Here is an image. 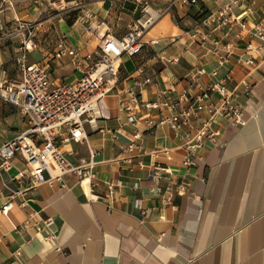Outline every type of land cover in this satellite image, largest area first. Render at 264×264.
<instances>
[{
  "label": "crops",
  "instance_id": "obj_1",
  "mask_svg": "<svg viewBox=\"0 0 264 264\" xmlns=\"http://www.w3.org/2000/svg\"><path fill=\"white\" fill-rule=\"evenodd\" d=\"M46 1L79 10L71 19L59 17L66 12L63 6L46 21L23 18L39 23L38 45L30 60L39 63L35 57L42 58L40 64L51 66L56 81L75 82L81 76L70 56L53 59L61 37L85 55L97 48L102 35L121 38L138 19L150 15L158 18L144 34L142 51L122 56V81L100 102L102 116L96 126L85 123L82 141L61 142L62 150L74 163H96L94 193L104 195L112 184L114 198L109 203L89 200L73 175L54 177L34 188L20 186L14 177L28 166L17 157L14 165L0 174V210L14 201L7 214L0 211V264H264V62L261 53L253 50L259 40L250 32V25L264 18V0H207L205 6L171 8V0ZM230 2L235 14L248 11L249 26L241 29L233 23L220 35L221 53L227 61L219 67L217 57L187 31L204 12ZM146 5L149 14L143 11ZM34 7L39 10L34 4L28 11ZM3 12L7 20L2 18L10 22L20 19L23 10L13 19H9V11ZM54 18L53 28L42 27ZM18 45L17 39L9 41V53L16 54ZM252 57L255 66L247 63ZM202 67L206 72L191 86V74ZM213 69L218 70L216 76L210 74ZM11 72L15 74L13 69ZM228 73L231 79L226 85L235 92L234 101L243 105L247 123L241 126L221 119L216 125L219 143L206 142L198 150L195 164H184V142L167 124L135 139L136 128L127 123V114L119 105L125 89L151 77L154 83L142 90L147 100L157 99L163 89L174 94L188 89L195 94L200 86H208ZM246 80L252 86L249 95L243 92ZM211 99L217 102L219 93L214 92ZM14 109L18 108L12 104L0 105V145L26 128L18 109L17 129H11L16 118L9 114ZM159 117L155 114L157 120ZM139 129L145 131L143 121ZM8 130L9 138L5 135ZM160 166L171 170L172 181L182 178L189 183L185 193L176 194L171 203L164 202L168 174L160 180L154 177ZM158 187L163 194L157 192ZM47 219L53 221L50 227L43 225ZM50 231L58 235L66 255L45 242L44 236Z\"/></svg>",
  "mask_w": 264,
  "mask_h": 264
},
{
  "label": "built area",
  "instance_id": "obj_2",
  "mask_svg": "<svg viewBox=\"0 0 264 264\" xmlns=\"http://www.w3.org/2000/svg\"><path fill=\"white\" fill-rule=\"evenodd\" d=\"M2 2L5 4L0 6V105L7 103L16 106L21 111L26 128L15 138L0 145V174L14 165V159L21 157L28 170H19L14 177L20 186L28 184L29 188H34L54 177L73 175L89 200L109 203L115 196L114 185L110 184L104 195L94 193L96 163L93 160L74 163L62 150L61 142L82 141L86 137L85 123L96 126L97 119L102 116L100 102L112 94L122 81V56H135L142 51L144 34L158 17L150 15L138 19L121 38L111 34L102 35L97 48L85 55L69 47L65 38L61 37L54 47L53 59L60 60L70 56L81 76L75 82L56 81L52 77L50 65L30 60V53L38 45L36 37L39 23L24 19L5 21L1 14L6 9L13 8L14 3H9V0ZM206 2L207 0H171L169 8L178 5L205 6ZM233 4L230 2L218 10L207 12H204L205 7L200 8L204 12L202 19L187 31L197 44L217 57L219 67L227 61L226 56L221 53L220 35L233 23L238 24L241 29L249 26L246 20L248 11L235 14ZM143 11L145 14L150 13L147 5L143 7ZM250 26L252 36L259 40L253 50L261 53L264 62V18ZM16 39L19 42L16 54L9 53V41ZM13 62L9 69V64ZM247 63L255 66V57L250 58ZM12 69L15 74L11 72ZM205 72L202 67L191 74V86ZM210 74L216 76L218 70L213 69ZM230 79L231 74L228 73L225 78L208 86H200L199 92L195 94L188 89L176 94L169 89H163L157 99L147 100L143 98L142 90L154 81L151 77H144L133 87L125 89L119 100L120 109L127 114V123L135 126V139H140L142 133L159 125H169L175 136L184 142L187 152L184 164L193 165L197 161L198 150L206 142L214 145L219 143L220 129L216 125L221 119L241 126L247 123L243 105L234 101L235 92L226 85V81ZM243 85L244 94L249 95L251 84L246 80ZM214 92L220 95L217 102L211 99ZM155 114L160 115L158 120ZM140 121L144 122L145 131L139 129ZM133 146L134 143L129 149ZM166 174L170 183L165 188L164 202L171 203L176 194L185 193L189 183L182 178L172 181L171 170L161 166L154 177L160 180ZM157 192L162 193V188L158 187ZM13 204L12 199L0 211L7 214ZM21 205L25 206V201ZM52 223L51 219L43 221L44 227H50ZM44 240L54 244L57 252L67 254L58 242L55 232H47Z\"/></svg>",
  "mask_w": 264,
  "mask_h": 264
},
{
  "label": "rangeland",
  "instance_id": "obj_3",
  "mask_svg": "<svg viewBox=\"0 0 264 264\" xmlns=\"http://www.w3.org/2000/svg\"><path fill=\"white\" fill-rule=\"evenodd\" d=\"M15 1H17V3L14 4L15 7L7 10V11H9V13H7V11L3 12L5 14L6 13L9 14V19H13V17H15L14 15L16 14V12L23 10V12L18 15V17L20 19L33 16V18L39 17V19H43L46 21V20H48V18L50 16L56 15L59 13V11H62L61 9L64 7L63 3L61 4L63 6L62 7V6H57L54 4H49V2L46 0H15ZM54 1H57V0H52V2H54ZM3 3L5 4V2H2V0H0V5H2ZM34 4L38 6L39 10H42V14H40L39 10H37L36 7L32 8L31 12L28 11V9L31 6H33ZM67 8H68L67 6L64 7V11L66 10V12L61 13L59 15V17L61 16V17L69 18L68 16H70L69 19H71L73 17L74 13L79 11V10H72V9L68 10ZM2 16H3V18H5L7 20V15H2ZM56 20L57 19H55V18L51 19L50 21L43 23L42 27L45 29H48L52 25V28H53V23H55ZM37 58H40L38 55H37V57H35V60H37L39 63L43 62L42 58H40V59H37ZM50 70H52V68H50ZM9 115H11L12 118H16L11 123V126H13V127H11V129H17L16 124L18 123V120L20 119V118H18V117H20V112L18 111V109H14V110H12V112H10ZM8 125H9V121H8ZM5 135H6V137L8 136V138H9V130L5 133Z\"/></svg>",
  "mask_w": 264,
  "mask_h": 264
}]
</instances>
